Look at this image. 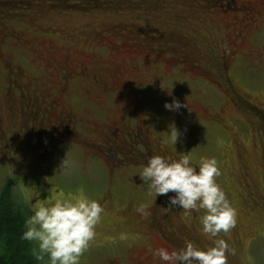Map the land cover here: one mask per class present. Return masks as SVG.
Wrapping results in <instances>:
<instances>
[{"label": "rangeland", "instance_id": "rangeland-1", "mask_svg": "<svg viewBox=\"0 0 264 264\" xmlns=\"http://www.w3.org/2000/svg\"><path fill=\"white\" fill-rule=\"evenodd\" d=\"M241 2L93 0L81 8L67 0H0V131L8 136V147H1L7 145L0 132V191L9 185L28 215L36 191L41 199L63 193L99 202L104 212L80 264H164L154 249L178 250L187 241L202 250L213 246L202 232L203 212L186 215L176 207L165 213L174 193L156 198L148 192L140 178L148 159L136 154L144 143L153 155L173 160L190 153L197 168L202 158L216 159V183L237 213L236 226L219 236L235 249L228 264H264V112L235 104L239 97L264 110V17L245 20ZM64 55L73 65L99 61L104 73L122 79L108 89L120 84L118 91L105 94L88 77L67 83V105L79 106L92 124L81 142L57 143L45 157L20 136L18 114L3 110L4 73H17V82L37 76L51 94V66ZM173 100L182 107L166 110ZM124 105L132 118L120 147L118 136L103 141L95 132L111 136L114 127L99 123L117 126ZM173 127L181 133L175 145Z\"/></svg>", "mask_w": 264, "mask_h": 264}, {"label": "clouds", "instance_id": "clouds-1", "mask_svg": "<svg viewBox=\"0 0 264 264\" xmlns=\"http://www.w3.org/2000/svg\"><path fill=\"white\" fill-rule=\"evenodd\" d=\"M164 107L178 111L182 105L173 100ZM180 135L176 127L171 129L169 138L173 145ZM179 156L180 159L173 160L153 155L140 178L156 198L174 193L168 197V208H162L165 213L176 207L186 215L203 212L198 217L202 232L213 240V246L202 250L187 241L178 250L159 248L153 254L164 264H228V256L235 255V249L219 236L236 226L237 213L216 183L220 175L217 161L202 158L197 168L190 163V153ZM41 195V191H36L29 202L30 215L24 220L21 239L33 245L31 256L36 264H80V258L95 239L104 207L86 196L66 198L61 193L41 199ZM139 211L144 213L145 206L141 205Z\"/></svg>", "mask_w": 264, "mask_h": 264}, {"label": "flooded vegetation", "instance_id": "flooded-vegetation-1", "mask_svg": "<svg viewBox=\"0 0 264 264\" xmlns=\"http://www.w3.org/2000/svg\"><path fill=\"white\" fill-rule=\"evenodd\" d=\"M233 1L237 3L239 0ZM241 1V7H238V9H240L241 12L242 9L246 10L245 20L251 18L252 21L253 16H258L259 21L264 17V1L262 3H260L261 0ZM236 42L237 46L241 47L243 42L242 34L237 36ZM64 56H66L64 61L51 66L56 72V79L52 84L55 86V89L51 94L45 92L44 86L47 84L39 80L37 76H26L22 81L17 82V73L14 75L8 74L6 70L4 73L6 77V84L4 87L5 103L3 110L12 114L13 117L16 113L18 114V131L20 136L25 135V142L27 143L29 149L32 150V148L36 146L32 151H38L36 152L37 155L45 157L47 156L49 150L57 143L66 142L67 145H71L73 143L81 142L80 138L82 132L92 124L85 116H83L79 106L71 108L67 105V101L64 100L68 93V87L66 86L67 83L78 80L85 81L86 77H88L92 81L91 84L94 87H99V92L101 94H105L109 91H118L120 84L114 85L113 90L108 89L112 88L113 84L118 83L119 80L122 79L121 75L118 76V74H115L112 70H107L104 73L98 65L99 61L97 62L91 58H85L81 59L83 62L78 63L77 60L73 65L72 62H70L69 56ZM2 60L5 65V57ZM215 71H217V66ZM58 73H60V75H58ZM122 74H124V72H122ZM222 74H224V71H222L220 75L222 76ZM0 83L3 84L2 81ZM86 94L87 91L84 90V95ZM8 97L9 99H7ZM236 103L249 104L251 107L250 109L259 115L261 112H264V110L260 109L258 105L250 103L239 97L235 100V104ZM1 111L2 109L0 108V120H2ZM121 112L124 116L123 118L121 115L117 116L120 120V122L117 121V124H115L117 126H113V123L108 124V121L99 123V127H114L115 132H111V136L107 134L101 135L100 131L95 128L97 129L95 135L100 137L103 141H115L118 136L119 139L117 141L120 147L122 146L123 138L130 122V118H132L131 111L125 105L122 107ZM213 120L216 119L209 117L207 122L212 123ZM0 132L2 135L1 140H3V142L7 145L3 139H8L5 130L1 128ZM139 144L140 143L137 142L136 146L139 147ZM148 145L149 144L146 145L144 143L143 146L139 147L136 154L147 159L152 157L154 152ZM1 147H8V145H3ZM144 148L146 150L149 149V152L144 151ZM120 149L121 148L117 150ZM154 215L155 217L151 220V225L153 226L159 223L158 216H160V214L157 215V212H155ZM180 232H182L181 229ZM173 239L174 238H171L170 240Z\"/></svg>", "mask_w": 264, "mask_h": 264}, {"label": "trees", "instance_id": "trees-1", "mask_svg": "<svg viewBox=\"0 0 264 264\" xmlns=\"http://www.w3.org/2000/svg\"><path fill=\"white\" fill-rule=\"evenodd\" d=\"M67 1L81 8H89L86 2L89 1V4L93 2V0ZM27 216L26 208L14 199L11 187L6 185L0 191V264H36L31 256L33 245L21 239Z\"/></svg>", "mask_w": 264, "mask_h": 264}]
</instances>
